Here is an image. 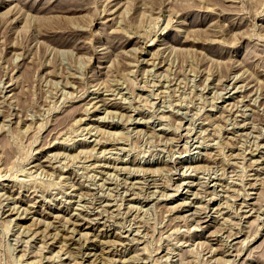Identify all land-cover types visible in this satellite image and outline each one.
<instances>
[{
    "label": "rangeland",
    "instance_id": "obj_1",
    "mask_svg": "<svg viewBox=\"0 0 264 264\" xmlns=\"http://www.w3.org/2000/svg\"><path fill=\"white\" fill-rule=\"evenodd\" d=\"M0 264H264V0H0Z\"/></svg>",
    "mask_w": 264,
    "mask_h": 264
},
{
    "label": "bare ground",
    "instance_id": "obj_2",
    "mask_svg": "<svg viewBox=\"0 0 264 264\" xmlns=\"http://www.w3.org/2000/svg\"><path fill=\"white\" fill-rule=\"evenodd\" d=\"M69 228V227H68Z\"/></svg>",
    "mask_w": 264,
    "mask_h": 264
}]
</instances>
